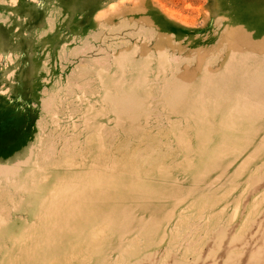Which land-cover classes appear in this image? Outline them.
Listing matches in <instances>:
<instances>
[{
    "label": "rangeland",
    "instance_id": "rangeland-1",
    "mask_svg": "<svg viewBox=\"0 0 264 264\" xmlns=\"http://www.w3.org/2000/svg\"><path fill=\"white\" fill-rule=\"evenodd\" d=\"M0 264H264V0H0Z\"/></svg>",
    "mask_w": 264,
    "mask_h": 264
}]
</instances>
